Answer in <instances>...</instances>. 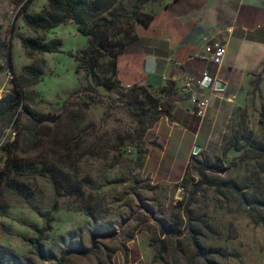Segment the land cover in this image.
<instances>
[{"label":"rangeland","instance_id":"374dc122","mask_svg":"<svg viewBox=\"0 0 264 264\" xmlns=\"http://www.w3.org/2000/svg\"><path fill=\"white\" fill-rule=\"evenodd\" d=\"M103 3L86 72L77 52L89 37L73 21L37 32L24 24L48 0H0V88L9 94L23 65L46 61L0 124V138L16 130L0 144V264H56L68 249L62 264H264L255 219L264 216V70L213 97L203 116L182 102L172 114L182 97L168 95V82L124 86L112 64L160 1L138 13L135 0ZM28 35L59 38L61 51L28 57ZM130 111L147 124L142 140ZM200 165L213 167L190 195Z\"/></svg>","mask_w":264,"mask_h":264},{"label":"crops","instance_id":"0c3cea01","mask_svg":"<svg viewBox=\"0 0 264 264\" xmlns=\"http://www.w3.org/2000/svg\"><path fill=\"white\" fill-rule=\"evenodd\" d=\"M158 1L148 23L136 25L138 44L116 57L122 85L158 87L172 81L175 95L182 99L175 101L171 113L178 111L180 102L190 113L193 105L182 90L186 75L206 71L221 81L223 90H217L215 97L240 88L264 69V0ZM215 39L227 46L220 64L205 57L206 44ZM195 91L211 89L198 85Z\"/></svg>","mask_w":264,"mask_h":264},{"label":"trees","instance_id":"16d2710c","mask_svg":"<svg viewBox=\"0 0 264 264\" xmlns=\"http://www.w3.org/2000/svg\"><path fill=\"white\" fill-rule=\"evenodd\" d=\"M104 0H48L47 6L43 7L39 11H25L22 15L24 24L30 28L32 31H46L54 28L67 21H73L77 25V30L89 37L88 45L85 49L79 50L78 60L80 66H82L86 72L91 71V59L98 45V28L97 23H100L105 17L102 15L103 12L109 9V5L103 3ZM148 1H158V0H135L134 12L138 13L142 7V4ZM110 15L112 11H108ZM151 15L142 24H147L150 20ZM86 19H95L96 23L91 26L86 25ZM141 23V22H140ZM21 46L24 49L28 57H34L37 53H52L60 52L62 41L59 38L46 39L43 36H22L20 38ZM131 46H120L112 54L114 70L116 72L115 60L118 55L123 50H128ZM46 61L44 58L39 57L34 59L31 63L25 64L21 68V72L14 78L15 89L9 94L4 96L0 100V124L9 125L13 120L15 114L16 106L19 104L21 99L25 95V90L29 89L35 85L41 78L43 70L45 68ZM78 69H76L77 71ZM264 70V69H263ZM117 73V72H116ZM173 82L168 81L166 86V91L168 95L172 91ZM86 87H90L87 85ZM34 93V92H33ZM168 110L161 112V115H167ZM130 114L138 121L139 124V139L142 140L144 132L147 129V124L143 122L134 111H130ZM262 123L264 125V120L261 116ZM141 159V147L138 148V160ZM213 166L200 165L197 168V173L199 180L193 186L190 195H193L201 184L205 181V171ZM184 187V186H183ZM255 219L260 221L264 226V216L259 214L255 215ZM47 227V225H46ZM41 237V236H40ZM35 248L41 251V244L39 239L34 243ZM70 250L63 251L59 260L56 264H62L65 255L68 254ZM88 250L82 251L81 253H87Z\"/></svg>","mask_w":264,"mask_h":264},{"label":"built area","instance_id":"2783aa9c","mask_svg":"<svg viewBox=\"0 0 264 264\" xmlns=\"http://www.w3.org/2000/svg\"><path fill=\"white\" fill-rule=\"evenodd\" d=\"M205 57L208 60L216 64H220L227 52L226 43L222 40H212L206 44L204 48ZM207 86L210 87L209 93H197L195 86ZM224 84L221 81L212 78L206 71H202L199 74L186 75L183 79L182 90L184 93L189 94V100L196 110V114L203 116L209 107L212 97L217 90H223ZM5 91L0 88V100L5 96ZM16 136V130L12 127H8L5 130L4 136L0 138V144L6 139H13Z\"/></svg>","mask_w":264,"mask_h":264},{"label":"water","instance_id":"95a60500","mask_svg":"<svg viewBox=\"0 0 264 264\" xmlns=\"http://www.w3.org/2000/svg\"><path fill=\"white\" fill-rule=\"evenodd\" d=\"M196 148H197V146H196Z\"/></svg>","mask_w":264,"mask_h":264}]
</instances>
